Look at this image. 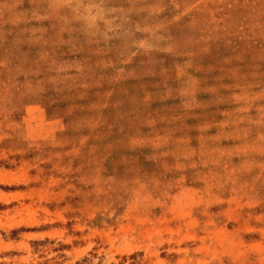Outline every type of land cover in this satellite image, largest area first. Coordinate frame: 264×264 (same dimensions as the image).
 Instances as JSON below:
<instances>
[{"label":"rangeland","instance_id":"1","mask_svg":"<svg viewBox=\"0 0 264 264\" xmlns=\"http://www.w3.org/2000/svg\"><path fill=\"white\" fill-rule=\"evenodd\" d=\"M0 264H264V0H0Z\"/></svg>","mask_w":264,"mask_h":264}]
</instances>
